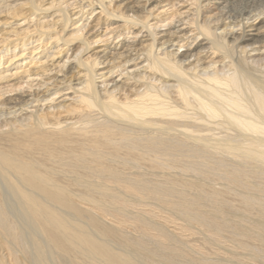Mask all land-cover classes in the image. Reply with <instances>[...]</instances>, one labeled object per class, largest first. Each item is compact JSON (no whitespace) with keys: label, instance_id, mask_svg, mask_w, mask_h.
<instances>
[{"label":"bare ground","instance_id":"6f19581e","mask_svg":"<svg viewBox=\"0 0 264 264\" xmlns=\"http://www.w3.org/2000/svg\"><path fill=\"white\" fill-rule=\"evenodd\" d=\"M0 26V264H264V0Z\"/></svg>","mask_w":264,"mask_h":264},{"label":"rangeland","instance_id":"374dc122","mask_svg":"<svg viewBox=\"0 0 264 264\" xmlns=\"http://www.w3.org/2000/svg\"><path fill=\"white\" fill-rule=\"evenodd\" d=\"M0 28H1V26H0ZM1 32H2V31H1ZM29 66H30V65H29ZM27 67H28V66H27ZM2 85H3V84H2ZM9 86H10V85H9ZM1 94H2V93H0V96H1Z\"/></svg>","mask_w":264,"mask_h":264}]
</instances>
